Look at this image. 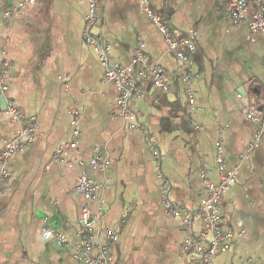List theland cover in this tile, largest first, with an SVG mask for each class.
Instances as JSON below:
<instances>
[{
	"label": "crops",
	"instance_id": "obj_1",
	"mask_svg": "<svg viewBox=\"0 0 264 264\" xmlns=\"http://www.w3.org/2000/svg\"><path fill=\"white\" fill-rule=\"evenodd\" d=\"M147 6L168 31L195 30L197 49L186 83L167 36L139 0H101L93 32L107 41L112 61L129 64L142 44L172 81L167 92L142 85L144 97L133 102L142 126L136 129L114 117L118 91L82 38L86 0H0V58L20 114L11 116L0 103V161L4 139L23 145L6 159L7 177H0V264H82L72 256L79 217L86 204L95 210L78 188L82 173L103 200L96 237L106 243L108 231L117 234L116 264H186V230L179 216L165 211L162 189L173 205L195 209L205 194L201 171L214 183L219 179L217 141L235 171L221 211L241 235L210 264H264V33L251 40L248 26L227 16L226 0H148ZM243 109L255 111L260 122ZM75 110L77 147L55 158L75 139ZM93 158L102 160L96 168ZM44 228L65 243L42 239ZM192 229L200 230L198 220Z\"/></svg>",
	"mask_w": 264,
	"mask_h": 264
},
{
	"label": "built area",
	"instance_id": "obj_2",
	"mask_svg": "<svg viewBox=\"0 0 264 264\" xmlns=\"http://www.w3.org/2000/svg\"><path fill=\"white\" fill-rule=\"evenodd\" d=\"M33 2L34 0H29ZM85 24L82 31L83 40L92 46L99 61L105 67L104 78L111 81L118 91V98L114 109V117L123 120L130 128L139 129L142 126L138 121L137 113L133 108V102L144 97L142 85L149 82L155 89L167 92L172 87L169 74L163 67L140 50L137 51L129 64L123 65L112 61L109 45L107 41L94 34L93 28L98 22V8L101 0H86ZM142 9L149 15L151 21L158 27L160 32L167 36L168 48L175 53L176 64L180 68V78L186 83H190L193 74L189 71L190 53L197 49V32L193 29L185 33H173L161 23L160 17L153 13L147 6L148 0H139ZM226 14L234 24L245 23L250 32V39L257 33H264V0H226ZM0 95L5 102V111L13 117H20L10 98L9 87L5 81V68L0 58ZM188 99L194 101V92L188 90ZM247 117L255 122H260V115L253 110L243 109ZM80 112L74 111L71 125L75 139L68 145L60 146L54 153L55 158H59L67 146L77 147L78 129L77 123ZM31 132V131H29ZM29 137H31L29 135ZM259 142V132L254 136L250 148L257 146ZM2 155L0 161V177L6 178L8 173L5 167L6 159L14 152L21 151L23 145L14 139L3 140ZM216 168L219 174L217 183L211 181L204 171L200 175L204 182L205 194L200 198L197 206L193 210L173 205L167 199V187L162 189L165 199V211L170 215L181 218L186 230V235L182 242V251L187 255L186 264H210L219 254L229 251L241 235L232 230L226 221L228 215L221 211L222 194L235 177L234 169L227 167L225 162V151L220 141L215 143ZM153 155L156 163L159 162V151L154 147ZM246 155H242L245 157ZM100 158H93L90 165L96 168L101 164ZM104 162V160H103ZM78 188L83 192L85 199L92 202L95 210L92 211L89 205H84L79 221V240L73 248L72 256L82 264H116L112 251L117 234L111 231L106 233V243H101L95 235L94 223L98 219L103 200L96 194V186L91 182L86 173H82L78 179ZM198 220L200 230L194 232L193 223ZM40 237L44 240H55L58 244H64L65 238L50 228H44ZM242 264H250L244 261Z\"/></svg>",
	"mask_w": 264,
	"mask_h": 264
},
{
	"label": "water",
	"instance_id": "obj_3",
	"mask_svg": "<svg viewBox=\"0 0 264 264\" xmlns=\"http://www.w3.org/2000/svg\"><path fill=\"white\" fill-rule=\"evenodd\" d=\"M0 103H2L5 106L4 99L1 97V95H0Z\"/></svg>",
	"mask_w": 264,
	"mask_h": 264
}]
</instances>
